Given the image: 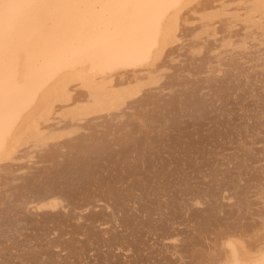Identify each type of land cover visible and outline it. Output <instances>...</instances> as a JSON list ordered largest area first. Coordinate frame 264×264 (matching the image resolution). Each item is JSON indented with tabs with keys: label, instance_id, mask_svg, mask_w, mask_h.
I'll return each instance as SVG.
<instances>
[{
	"label": "bare ground",
	"instance_id": "1",
	"mask_svg": "<svg viewBox=\"0 0 264 264\" xmlns=\"http://www.w3.org/2000/svg\"><path fill=\"white\" fill-rule=\"evenodd\" d=\"M0 264H264V0H0Z\"/></svg>",
	"mask_w": 264,
	"mask_h": 264
}]
</instances>
